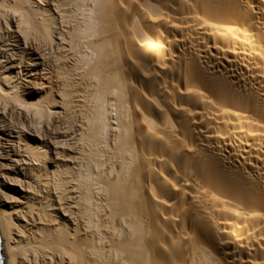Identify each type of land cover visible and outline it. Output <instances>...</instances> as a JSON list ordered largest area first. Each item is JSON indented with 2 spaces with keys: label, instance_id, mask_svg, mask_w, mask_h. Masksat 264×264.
Here are the masks:
<instances>
[{
  "label": "bare ground",
  "instance_id": "obj_1",
  "mask_svg": "<svg viewBox=\"0 0 264 264\" xmlns=\"http://www.w3.org/2000/svg\"><path fill=\"white\" fill-rule=\"evenodd\" d=\"M4 264H264V0H0Z\"/></svg>",
  "mask_w": 264,
  "mask_h": 264
},
{
  "label": "water",
  "instance_id": "obj_2",
  "mask_svg": "<svg viewBox=\"0 0 264 264\" xmlns=\"http://www.w3.org/2000/svg\"><path fill=\"white\" fill-rule=\"evenodd\" d=\"M0 264H4V257H3V254H2L1 241H0Z\"/></svg>",
  "mask_w": 264,
  "mask_h": 264
}]
</instances>
